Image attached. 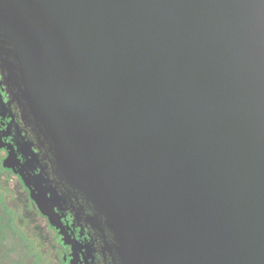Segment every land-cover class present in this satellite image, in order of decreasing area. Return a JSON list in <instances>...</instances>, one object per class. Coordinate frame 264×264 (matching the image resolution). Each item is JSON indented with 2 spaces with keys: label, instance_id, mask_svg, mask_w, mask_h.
I'll list each match as a JSON object with an SVG mask.
<instances>
[{
  "label": "water",
  "instance_id": "water-1",
  "mask_svg": "<svg viewBox=\"0 0 264 264\" xmlns=\"http://www.w3.org/2000/svg\"><path fill=\"white\" fill-rule=\"evenodd\" d=\"M0 56L115 264H264V0H0Z\"/></svg>",
  "mask_w": 264,
  "mask_h": 264
},
{
  "label": "flooded vegetation",
  "instance_id": "flooded-vegetation-1",
  "mask_svg": "<svg viewBox=\"0 0 264 264\" xmlns=\"http://www.w3.org/2000/svg\"><path fill=\"white\" fill-rule=\"evenodd\" d=\"M0 165L13 154V168H5L27 194L45 222L52 238V253L57 264H115L108 243V230L95 226L91 216L95 211L86 197L79 194L64 178L54 156L42 141L37 125L24 99L7 77V69L0 56ZM30 177L32 187L39 186L52 207L44 214L31 196L22 179ZM12 202V201H11ZM16 207L20 205L13 201ZM51 253V254H52Z\"/></svg>",
  "mask_w": 264,
  "mask_h": 264
},
{
  "label": "rangeland",
  "instance_id": "rangeland-1",
  "mask_svg": "<svg viewBox=\"0 0 264 264\" xmlns=\"http://www.w3.org/2000/svg\"><path fill=\"white\" fill-rule=\"evenodd\" d=\"M0 174L13 179L1 165ZM6 177L0 175V197L6 198L15 226L22 231H26L29 236L27 241L11 243L13 245V255L25 259L33 252L38 251L43 255L44 264H57L52 253V238L48 233L51 229L45 228V222L36 208L28 204L27 194L19 183L17 181L11 182ZM13 201H16L20 206L16 207Z\"/></svg>",
  "mask_w": 264,
  "mask_h": 264
},
{
  "label": "trees",
  "instance_id": "trees-1",
  "mask_svg": "<svg viewBox=\"0 0 264 264\" xmlns=\"http://www.w3.org/2000/svg\"><path fill=\"white\" fill-rule=\"evenodd\" d=\"M28 238L26 231L15 226L6 198L0 197V264H44L43 255L38 251L25 259L13 255L11 243L27 241Z\"/></svg>",
  "mask_w": 264,
  "mask_h": 264
}]
</instances>
